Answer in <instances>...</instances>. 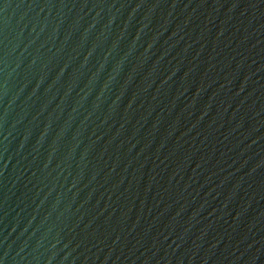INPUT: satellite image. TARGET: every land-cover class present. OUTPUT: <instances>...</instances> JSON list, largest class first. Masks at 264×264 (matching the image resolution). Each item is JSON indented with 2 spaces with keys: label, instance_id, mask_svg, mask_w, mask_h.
Instances as JSON below:
<instances>
[{
  "label": "water",
  "instance_id": "water-1",
  "mask_svg": "<svg viewBox=\"0 0 264 264\" xmlns=\"http://www.w3.org/2000/svg\"><path fill=\"white\" fill-rule=\"evenodd\" d=\"M0 264H264V0H0Z\"/></svg>",
  "mask_w": 264,
  "mask_h": 264
}]
</instances>
